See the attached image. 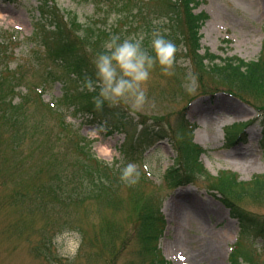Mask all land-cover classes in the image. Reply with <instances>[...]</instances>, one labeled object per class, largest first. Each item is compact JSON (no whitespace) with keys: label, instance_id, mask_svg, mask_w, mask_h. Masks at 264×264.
<instances>
[{"label":"rangeland","instance_id":"obj_1","mask_svg":"<svg viewBox=\"0 0 264 264\" xmlns=\"http://www.w3.org/2000/svg\"><path fill=\"white\" fill-rule=\"evenodd\" d=\"M98 1L52 0V3L59 11L73 13L82 24H87L101 22L104 18L103 11H96V4H100L102 0ZM137 1L144 3L143 12L148 10L147 14H152L148 19L163 16L158 3L149 2L150 0ZM195 1L201 4L194 13L204 12L209 17L200 31V55L207 50L218 58L235 57L246 63L264 58V0ZM39 4L40 0H0V36L10 41L7 43V59L0 62V69L2 63L7 64L11 71L16 66H24V83L17 89L14 102L29 93L31 87H36L42 81L41 76L45 75L46 69L49 70L48 63H38L35 58L37 50L41 57L45 55L43 42L39 37H33ZM114 26L118 27V32L123 28L117 26V23ZM164 27L168 29L167 25ZM92 57L94 59L95 56ZM176 60L177 68L172 69L171 76L164 75L159 68L152 71L146 85L147 102L141 108L132 111L128 102H122L118 106L133 123L144 122L148 129L153 128V125H160L159 129L165 130L171 139L150 147L143 157L130 159L136 166V172L128 180L122 181L133 184L130 181L135 182L142 172L152 185L145 183L141 192L153 197L155 202L156 198L161 199L160 208L165 225L158 247L163 257L173 264L213 263L218 256L213 251L211 254H203L201 246L202 241H205L213 246L216 244L219 253H222L220 264H230L228 258L240 226L236 219L230 217V210L220 202L218 193L211 192L208 188L211 189L212 182L221 172L235 173L238 176L237 182L243 183H249L255 176L264 175V144H260L261 127L258 124L264 123V92L244 90V105L224 92H219L222 94L215 98L201 96L196 91L199 82L211 88H216L217 82L209 75L203 76L198 70L195 71L194 65L182 55ZM61 83L56 81L44 84L42 99L44 102H56L55 107L64 111L66 116L62 114L67 117L66 124H69L71 133L58 128L55 119L47 112V115L36 114L33 95L32 104L27 106L26 117L32 118L33 122L43 123L45 135L54 136V144L50 143L54 146L52 155L59 153V160H63L61 154L64 153L68 161L72 158L66 153L72 150L69 143L81 142L78 144H86L93 155L106 163L121 160L119 150L124 142V132L115 131L108 124L92 122L85 116L76 115L75 119L71 118L72 110L60 105L59 98L64 93ZM254 107L260 109L258 113L253 110ZM259 113H263V116ZM257 114L260 117L254 120ZM182 119L187 124L197 126L192 139L194 144L205 151L199 159L210 179L168 188L165 172L173 166L176 158L171 141L178 140L179 136L183 138L179 129ZM242 122L247 127L241 138L226 145L224 129ZM139 129L140 127L137 130ZM38 139L39 142L44 140L40 135ZM36 142L33 140L32 146L23 149V154L34 149ZM142 151L145 152L144 147ZM4 157L9 159L11 156L1 154L0 147V159ZM79 164H83V161ZM23 173L29 174L27 168ZM6 176L0 160V264L142 263L131 220L133 206L128 199L130 191L123 188V185L114 190V196L109 195V204L101 198L103 202L100 203L89 200L82 205L55 206L53 209L49 203L45 212H41L34 205L37 204L34 195L24 205H18L10 199L13 187H20ZM43 177L47 183L49 177ZM16 182H19V178ZM112 197L116 198L114 204ZM73 198H77L76 194ZM189 199L204 208L201 220L204 231H200L197 222L179 210L180 206L188 205ZM236 206L260 224L264 222V195L256 199L240 198ZM248 241L243 245L252 254V262L264 264V236L257 240L250 238Z\"/></svg>","mask_w":264,"mask_h":264},{"label":"trees","instance_id":"obj_2","mask_svg":"<svg viewBox=\"0 0 264 264\" xmlns=\"http://www.w3.org/2000/svg\"><path fill=\"white\" fill-rule=\"evenodd\" d=\"M93 1L99 2L98 0ZM149 2L159 4V11L163 12V16L157 15L158 18L167 17L168 19L167 38L173 40L178 47L176 59H180L182 55L194 65L195 71L198 70L203 76L207 74L217 82V89L205 87L202 82H199L196 88L199 95L213 96L224 92L245 103L244 90L256 89L264 92V58L251 63H244L236 58L216 63V57L207 51L203 55L199 54L201 50L200 30L207 17L204 14H193L192 11L197 6L194 1L150 0ZM147 4H145L146 10ZM96 5L97 13L102 11L104 13L103 20L82 24L73 13L59 11L53 5L52 0H41L34 38L39 37L43 42V54L45 55L41 57L39 54L36 59L40 63H48L49 70L46 69L45 75L41 76L43 79L39 85L42 87L43 84L62 82L64 93L60 100L61 106L72 108L74 116L80 114L88 116L91 120L100 118L109 120L114 129L123 131L126 142L121 153V162L125 164L130 161V158L139 154L143 145L150 143L152 139L164 137L166 131L159 129L160 125H153V128L148 129L144 122L133 123V120L124 115L118 106L105 105L103 110L98 111L92 100L96 93L80 91V88L85 77L94 74L92 55L95 56L101 50L102 41L108 37V33L103 30L102 26L106 25L110 15L114 12L120 14L121 18L115 22V25L117 23V26L123 28H120L118 32V27L113 26L112 30L126 36L141 29L150 31L152 19H148V16L152 14L148 15V10L146 13L143 12L144 3L135 0H102ZM81 31L85 33L83 38L80 36ZM3 42L4 40L0 38V62L7 59L5 57L7 49L5 45L3 46ZM1 65L0 147L1 154L11 157L9 159L4 157L0 160L7 173L6 178H12L11 182H15L20 187H13L10 199L18 205H24L34 195L37 201L34 205L41 212H45L49 203L53 209L57 206L74 207L89 200L98 203L104 200L109 204V195L114 196V190L123 185V188L130 191L128 199L133 206L131 220L134 225L141 264H170L162 258L158 251L157 244L163 233L164 222L154 198L141 192L144 179H136L133 184L128 181L123 183L121 169L125 166L122 165L117 169L103 166L93 158L90 149L85 144L79 145L81 142L69 143L73 151L66 152L72 156L68 161L64 153L61 154L63 160H59V153L53 156L54 136L45 135L43 123L33 122L32 118L26 117L27 106L32 104L33 95L36 114L47 115L48 113L55 119L58 128L71 133L64 116L55 106L42 103L40 94L35 91L38 86L14 102L17 88L24 83L22 70L18 67L11 72L6 64L4 67L3 63ZM173 68H177L176 62ZM138 125L142 126L140 131H137ZM183 126L182 124L181 127ZM127 127L128 129H125ZM242 130L243 126L226 129L227 143L232 144L238 141ZM38 135L44 140L39 142ZM33 140L38 142L35 148L23 154V149L32 146ZM52 142L53 144H50ZM177 149L179 150L177 167L184 176L182 179L178 176V169L172 170L167 176L168 186L191 182L198 171L199 174L201 171L204 172L197 163V157L201 151L192 144L190 133L182 138ZM82 161L83 164L80 165L79 162ZM26 168L29 172L27 175L23 173ZM43 176L49 177L47 183L43 180ZM17 178L19 182H16ZM211 189L221 195L222 203L230 210L232 217L239 222L241 240L264 236V222L260 224L236 206L240 198L256 199L264 195V175L254 177L249 183H243L237 182V176L232 173H221L211 184ZM74 194L77 196L76 199L73 198ZM234 196L236 198H233ZM115 202L116 198L112 200L113 204ZM48 215L50 217V213ZM251 256L250 252L238 246L230 259L232 264H241V261L246 264H255Z\"/></svg>","mask_w":264,"mask_h":264},{"label":"clouds","instance_id":"obj_3","mask_svg":"<svg viewBox=\"0 0 264 264\" xmlns=\"http://www.w3.org/2000/svg\"><path fill=\"white\" fill-rule=\"evenodd\" d=\"M120 18L114 12L102 26L108 37L93 59L94 74L86 76L80 88V91L96 93L92 100L98 111L105 105L116 107L122 102H128L130 110H138L147 102L146 85L152 71L158 67L164 75L171 76L176 62L178 47L167 38L168 29L164 27L167 17L153 18L150 31L141 29L126 36L112 31ZM84 35L81 31L80 36ZM135 172L136 166L128 163L122 169L121 178L128 180Z\"/></svg>","mask_w":264,"mask_h":264},{"label":"bare ground","instance_id":"obj_4","mask_svg":"<svg viewBox=\"0 0 264 264\" xmlns=\"http://www.w3.org/2000/svg\"><path fill=\"white\" fill-rule=\"evenodd\" d=\"M254 3H256V1ZM102 152H105L106 153V150L105 149H102ZM179 210L181 211L182 214H183V212H185L187 216H190V218H191L192 221L197 222L198 228H199L200 231H204L205 230L204 224L201 221L202 220V214H204V208H203V206H201L199 203H194L193 201H191L189 199L188 200V205L186 207L180 206ZM191 220H189V221H191ZM214 235H216V234H214ZM202 245L203 246H201V247H202V250H203L202 251L203 254L206 253V252H210L209 254H211L212 253L211 251H213L214 252V255L216 257L218 256L216 259H214L212 261L213 263H209V264H220L221 258H222V253H219L218 248H216V244H215V246H213L211 244H208L205 241H202Z\"/></svg>","mask_w":264,"mask_h":264}]
</instances>
